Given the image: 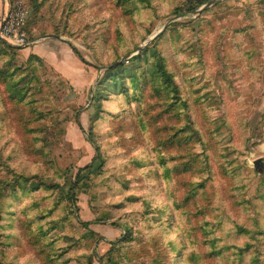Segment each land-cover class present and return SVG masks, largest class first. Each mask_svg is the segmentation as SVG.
Returning <instances> with one entry per match:
<instances>
[{
	"label": "rangeland",
	"instance_id": "374dc122",
	"mask_svg": "<svg viewBox=\"0 0 264 264\" xmlns=\"http://www.w3.org/2000/svg\"><path fill=\"white\" fill-rule=\"evenodd\" d=\"M206 4L0 0V264H264V0Z\"/></svg>",
	"mask_w": 264,
	"mask_h": 264
},
{
	"label": "built area",
	"instance_id": "2783aa9c",
	"mask_svg": "<svg viewBox=\"0 0 264 264\" xmlns=\"http://www.w3.org/2000/svg\"><path fill=\"white\" fill-rule=\"evenodd\" d=\"M27 12L20 5L9 6L0 16V39L11 45L29 47L36 43V39L30 38L25 25Z\"/></svg>",
	"mask_w": 264,
	"mask_h": 264
},
{
	"label": "crops",
	"instance_id": "0c3cea01",
	"mask_svg": "<svg viewBox=\"0 0 264 264\" xmlns=\"http://www.w3.org/2000/svg\"><path fill=\"white\" fill-rule=\"evenodd\" d=\"M59 47L60 45H57L56 49H59ZM55 51L57 52V50ZM63 52H68L67 55H69V58L72 59L71 62H73V64L82 66L81 61L75 55H73V53L70 52V49H65ZM58 66L60 68V72L63 75H65L69 79H73V75L75 76V74L72 72L71 67L68 66V63H63L60 61Z\"/></svg>",
	"mask_w": 264,
	"mask_h": 264
},
{
	"label": "water",
	"instance_id": "95a60500",
	"mask_svg": "<svg viewBox=\"0 0 264 264\" xmlns=\"http://www.w3.org/2000/svg\"><path fill=\"white\" fill-rule=\"evenodd\" d=\"M215 0H210L206 5H204L201 9H199L198 13H201L202 11H204L206 8L210 7L211 5H213ZM254 165L256 167V169L260 172V173H264V161L262 158H259L257 160L254 161Z\"/></svg>",
	"mask_w": 264,
	"mask_h": 264
},
{
	"label": "trees",
	"instance_id": "16d2710c",
	"mask_svg": "<svg viewBox=\"0 0 264 264\" xmlns=\"http://www.w3.org/2000/svg\"><path fill=\"white\" fill-rule=\"evenodd\" d=\"M210 0H203V4H205V3H208ZM190 9H194V7L191 5V8ZM176 12L178 13V10H176ZM189 12V11H188ZM8 44V43H7ZM9 45V44H8ZM57 50V49H56ZM73 50L79 55V53H78V51L75 49V48H73ZM80 56V58L82 59V57H81V55H79ZM168 75V74H167ZM168 77H169V75H168ZM85 168H89V165H87L86 167H84V168H82L81 170H80V172L83 170V169H85ZM79 172V173H80ZM74 194V193H73ZM74 195H73V197H72V201L74 202ZM83 224L84 225H86V226H88V225H90L91 224V222L90 221H86V222H83Z\"/></svg>",
	"mask_w": 264,
	"mask_h": 264
}]
</instances>
